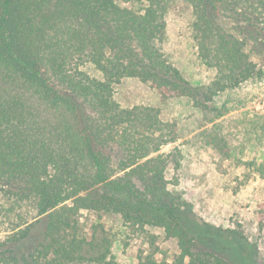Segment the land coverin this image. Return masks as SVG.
<instances>
[{
	"label": "trees",
	"instance_id": "trees-1",
	"mask_svg": "<svg viewBox=\"0 0 264 264\" xmlns=\"http://www.w3.org/2000/svg\"><path fill=\"white\" fill-rule=\"evenodd\" d=\"M183 1L198 57L214 72L208 84H193L164 50L174 0H0V264H108L106 211L176 240L173 262L138 264H233L199 244L214 228L169 187L176 125L115 96L136 77L215 121L231 109L216 105L218 94L264 76V0ZM221 132L216 123L208 136L230 158ZM83 210L99 217L89 234Z\"/></svg>",
	"mask_w": 264,
	"mask_h": 264
},
{
	"label": "rangeland",
	"instance_id": "rangeland-1",
	"mask_svg": "<svg viewBox=\"0 0 264 264\" xmlns=\"http://www.w3.org/2000/svg\"><path fill=\"white\" fill-rule=\"evenodd\" d=\"M191 6L174 0L167 19L164 50L193 84H208L213 70L202 64L192 36ZM88 71L101 76L92 66ZM116 98L124 106L151 105L176 125L178 140L165 150L177 148L179 164H170L166 176L169 187L183 194L199 217L214 228L199 240L204 248L223 255L233 264H264V76L250 79L240 86L221 92L216 105L231 108L223 117L212 121L213 112L196 107L189 98L165 99L149 82L136 77L124 78L115 86ZM219 124L224 144L233 156L225 158L211 143L208 133ZM0 193V204L6 202ZM82 230L99 221L98 214L83 210ZM101 221L112 238V256L108 264H138L148 255L173 262L179 253L175 239L160 227H136L120 214L102 212ZM244 231L240 239L231 230ZM243 256H250L245 261ZM247 263H245V262ZM72 264H97L91 262Z\"/></svg>",
	"mask_w": 264,
	"mask_h": 264
}]
</instances>
